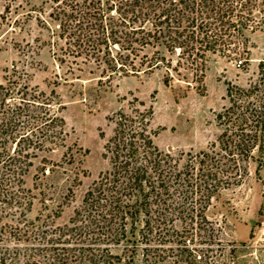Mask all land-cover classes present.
<instances>
[{
  "label": "trees",
  "instance_id": "1",
  "mask_svg": "<svg viewBox=\"0 0 264 264\" xmlns=\"http://www.w3.org/2000/svg\"><path fill=\"white\" fill-rule=\"evenodd\" d=\"M39 18L50 30L58 80L109 83L163 67L164 83L176 78L189 86L202 80L213 53L247 59L245 30L264 25V0H50ZM258 68L248 86L228 84L217 138L185 156L154 143L151 105L139 100L112 112L108 167L68 220L56 223L42 211L27 217L33 199L23 177L38 157L43 176L57 172L58 163L46 167L43 153L65 141L63 104L54 89L32 85L24 66L12 63L0 82V264H221L220 228L206 209L242 181L255 151L264 152V59ZM170 237L182 246L151 242ZM187 238L206 244L191 247ZM235 250L229 248L232 256ZM261 260L259 253L253 262Z\"/></svg>",
  "mask_w": 264,
  "mask_h": 264
},
{
  "label": "rangeland",
  "instance_id": "2",
  "mask_svg": "<svg viewBox=\"0 0 264 264\" xmlns=\"http://www.w3.org/2000/svg\"><path fill=\"white\" fill-rule=\"evenodd\" d=\"M49 1L0 0V82L16 62L24 66L32 85L47 93L54 89L55 99L63 104L60 114L65 121V141L43 153L46 167L58 163L54 164L57 172L43 176L37 167L42 164L38 157L23 177L33 199L28 218L42 211L56 223L68 220L84 191L109 165L104 154L105 141L114 125L109 116L139 100L152 106L151 125L157 130L153 140L160 149L183 152L185 156L187 151L206 148L223 129L216 114L229 103L228 84L248 86L257 78L258 64L264 59L263 25L245 30L247 59L213 53L206 61L202 80L189 86L176 78L164 83L163 67L116 76L109 83L82 78L78 81L81 86L72 85L56 77L62 71L52 55L50 30L39 18L46 17ZM79 88L82 94L75 92ZM71 153L74 158L67 161ZM245 166L247 173L242 181L222 189L206 209L207 218L220 228L221 264H255L253 259L259 253L263 259L259 264H264V152L255 151ZM176 227L181 228V224L177 222ZM169 239L159 244L151 242L161 248L182 246V242ZM243 241L246 244H241ZM185 242L191 247L206 244L197 243L196 238ZM232 245L236 246L234 256L229 252ZM160 254H166L167 259L173 257L167 250Z\"/></svg>",
  "mask_w": 264,
  "mask_h": 264
}]
</instances>
